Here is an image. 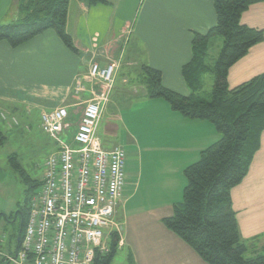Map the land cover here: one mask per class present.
I'll return each mask as SVG.
<instances>
[{
  "label": "crops",
  "instance_id": "crops-1",
  "mask_svg": "<svg viewBox=\"0 0 264 264\" xmlns=\"http://www.w3.org/2000/svg\"><path fill=\"white\" fill-rule=\"evenodd\" d=\"M108 1L89 4L86 0H70L66 28L78 52L70 49L53 29L16 47L7 40H0V102L37 107L41 113L61 105L84 107L91 95L87 89L89 96L82 99L80 95L86 91L76 92L79 78L86 86L89 84V88L88 71L92 62L116 63L110 93L115 89L117 96L126 90L127 97L138 100L135 105L154 114L149 115L154 127L143 144L154 171L143 180V174L137 168L128 171L126 165V185L115 215V221L122 225V232L117 234L118 250L126 249L125 264H210L167 228L162 219L174 213V203L183 197L187 184L185 168L199 160L201 152L221 135L212 122L185 117L172 109L166 100L150 97L143 66L160 70L165 87L190 95L182 68L192 58L194 34L207 33L217 22L214 2ZM15 2L20 3V0ZM121 14L126 15L119 19ZM242 22L264 29V2L251 5L243 13ZM217 44H222L221 37L215 38ZM125 66L130 68L124 71ZM133 69L143 75L140 80L125 75L131 74ZM263 72L264 40L230 67L228 84L233 88ZM3 116L6 117L4 113ZM112 126L116 129L115 123H111ZM130 136L137 142L138 149L142 148L139 140ZM112 144L108 145L105 140L104 146L113 148L125 143ZM231 195L248 253H262L264 131L249 173L232 189ZM112 235L108 234L107 242Z\"/></svg>",
  "mask_w": 264,
  "mask_h": 264
},
{
  "label": "trees",
  "instance_id": "trees-1",
  "mask_svg": "<svg viewBox=\"0 0 264 264\" xmlns=\"http://www.w3.org/2000/svg\"><path fill=\"white\" fill-rule=\"evenodd\" d=\"M86 1L89 4L109 2ZM213 2L217 22L207 33L194 34L192 58L182 68L190 95L185 96L165 87L160 70L143 66L150 97L165 99L172 109L185 117L212 122L221 135L201 152L199 160L185 168L187 184L183 197L174 203V213L163 217L162 222L210 264H264V253L248 255V246L242 239L231 195L232 189L249 173L261 146L264 72L233 88L228 84L230 67L264 40V29L242 22L243 13L251 5L264 0ZM69 3L70 0H20V9L25 11V15L17 21L0 24V40H7L16 47L53 29L70 49L78 52L66 28ZM216 37L222 38V47L214 58ZM208 73H212L214 78L210 92L204 84ZM6 140L7 136L0 128V145H4ZM10 160L21 171L27 188L23 222L13 235L16 242L14 251L3 252L0 239L2 262H9L8 255L17 251L25 231L31 196L42 183V179L26 175L15 154L10 156ZM118 244L119 236L114 233L108 251L98 254L94 264H112Z\"/></svg>",
  "mask_w": 264,
  "mask_h": 264
},
{
  "label": "built area",
  "instance_id": "built-area-1",
  "mask_svg": "<svg viewBox=\"0 0 264 264\" xmlns=\"http://www.w3.org/2000/svg\"><path fill=\"white\" fill-rule=\"evenodd\" d=\"M117 64L89 66V88L79 78L76 92H91L74 133L78 147L61 134L70 135L68 108L42 112V127L57 140L45 161L39 189L31 196L22 240L9 262L16 264H94L109 249L108 234H120L116 209L126 185L127 150L119 144L106 148L98 126L109 100ZM17 123V119H12Z\"/></svg>",
  "mask_w": 264,
  "mask_h": 264
},
{
  "label": "rangeland",
  "instance_id": "rangeland-1",
  "mask_svg": "<svg viewBox=\"0 0 264 264\" xmlns=\"http://www.w3.org/2000/svg\"><path fill=\"white\" fill-rule=\"evenodd\" d=\"M17 2V1H16ZM15 0H0V24L16 21L24 15L20 9V3ZM126 14H121L120 18ZM132 14H127V16ZM222 44L215 45L213 49L214 58L219 54ZM214 61V60H213ZM212 61V62H213ZM130 67L125 66L124 71ZM132 79L140 80L143 75H139L132 70L131 74L125 73ZM214 78L212 73H208L204 77L205 89L212 90ZM89 85V84H88ZM87 85V87H88ZM118 90H116V93ZM120 95H115V89L110 93V102L105 110L98 127V134L105 144L125 143L127 150V167L130 169H138L143 174V180L149 172L154 171V166L149 160V153L144 148L150 130L154 124H150L149 115L153 112L149 109H143L139 105H135L138 101L135 98L126 96L128 91H121ZM90 95L91 93L88 92ZM86 92L81 93L82 99L89 96ZM163 99V98H161ZM165 101V99H163ZM68 108L69 116L66 122L71 124L70 135L61 134L60 138L65 139L72 147H78L74 141V133L77 124L80 121L83 106L77 108ZM3 113L6 117L3 116ZM117 114V116H115ZM123 117V120L120 117ZM16 118L17 123L12 119ZM154 121V118H153ZM111 123L116 124V129L111 127ZM0 128L7 136L4 145H0V214L11 215L26 198L25 189L27 188L24 176L11 162L10 156L15 154L18 158L21 168L26 175L33 179L41 180L44 176L45 161L47 157L56 150L58 144L54 136L42 127V113L37 107L23 106L12 102H0ZM133 135L139 140L142 148L138 149L137 142L130 136ZM145 143V144H144ZM144 144V145H143ZM142 151V155L140 152ZM141 160V162H139ZM158 165V164H156ZM143 187V186H142ZM9 219V218H8ZM5 218L0 217V239L3 245V252L9 253L14 251L15 239L13 237L18 223L14 221L5 222ZM109 245V242H107ZM264 253V250L262 251ZM126 249L118 250L112 264H125ZM248 255H253L248 253ZM7 257V256H6ZM0 256V261H1ZM0 264H16L14 262L1 261Z\"/></svg>",
  "mask_w": 264,
  "mask_h": 264
},
{
  "label": "flooded vegetation",
  "instance_id": "flooded-vegetation-1",
  "mask_svg": "<svg viewBox=\"0 0 264 264\" xmlns=\"http://www.w3.org/2000/svg\"><path fill=\"white\" fill-rule=\"evenodd\" d=\"M24 211H25V203L24 201L21 203H18V208L15 212H13L10 216L9 215H3L0 214V217H4L6 220L5 222H10V221H14V223H18V225H22V217L24 215ZM9 218V219H8Z\"/></svg>",
  "mask_w": 264,
  "mask_h": 264
},
{
  "label": "water",
  "instance_id": "water-1",
  "mask_svg": "<svg viewBox=\"0 0 264 264\" xmlns=\"http://www.w3.org/2000/svg\"><path fill=\"white\" fill-rule=\"evenodd\" d=\"M20 239V236H18V240Z\"/></svg>",
  "mask_w": 264,
  "mask_h": 264
}]
</instances>
